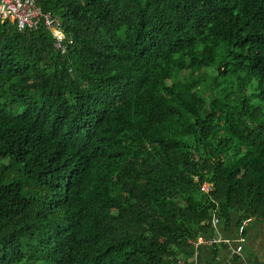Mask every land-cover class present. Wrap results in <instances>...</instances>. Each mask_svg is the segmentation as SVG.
<instances>
[{
	"label": "trees",
	"instance_id": "obj_1",
	"mask_svg": "<svg viewBox=\"0 0 264 264\" xmlns=\"http://www.w3.org/2000/svg\"><path fill=\"white\" fill-rule=\"evenodd\" d=\"M37 4L67 51L0 20V264H188L264 223V0Z\"/></svg>",
	"mask_w": 264,
	"mask_h": 264
},
{
	"label": "crops",
	"instance_id": "obj_2",
	"mask_svg": "<svg viewBox=\"0 0 264 264\" xmlns=\"http://www.w3.org/2000/svg\"><path fill=\"white\" fill-rule=\"evenodd\" d=\"M204 236L212 242L201 243L199 248L190 243L194 255L188 264H264V223L253 221L247 226L233 225L225 230L222 222H214L212 230ZM239 247L242 251L237 255L235 251Z\"/></svg>",
	"mask_w": 264,
	"mask_h": 264
},
{
	"label": "built area",
	"instance_id": "obj_3",
	"mask_svg": "<svg viewBox=\"0 0 264 264\" xmlns=\"http://www.w3.org/2000/svg\"><path fill=\"white\" fill-rule=\"evenodd\" d=\"M0 20H12L17 23L20 30H39L44 28L50 31L54 38L55 49L61 53H66L67 43L66 35L62 29L60 19L51 12H44L37 4V0H0ZM214 186L211 183H204L202 191L206 194L212 193ZM219 219H215V223ZM206 237H199L198 241L190 240V243L199 248L200 244L211 243ZM242 248L235 251L240 255ZM179 264H185L180 261Z\"/></svg>",
	"mask_w": 264,
	"mask_h": 264
},
{
	"label": "rangeland",
	"instance_id": "obj_4",
	"mask_svg": "<svg viewBox=\"0 0 264 264\" xmlns=\"http://www.w3.org/2000/svg\"><path fill=\"white\" fill-rule=\"evenodd\" d=\"M202 75L205 77L204 78L205 81H204V83L199 84L195 88V90H197L203 96L208 98V101L210 103L213 100L214 94L219 95L218 89H216L214 92L211 91L212 90V85H213V82H214L213 78L216 77L217 71L215 70L214 67L206 68V69H204V72H203ZM189 76L190 75L187 72H178V73L175 74V76L172 79L166 81V84L168 86H172V85L179 84V83L184 84L187 81V79L189 78ZM211 184L214 186L213 183H211ZM220 222L221 221H219V223ZM217 224H218V222H217Z\"/></svg>",
	"mask_w": 264,
	"mask_h": 264
}]
</instances>
